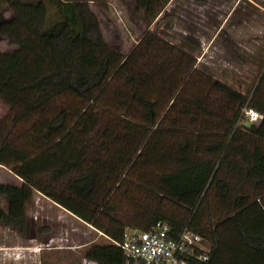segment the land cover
<instances>
[{
    "label": "trees",
    "instance_id": "obj_1",
    "mask_svg": "<svg viewBox=\"0 0 264 264\" xmlns=\"http://www.w3.org/2000/svg\"><path fill=\"white\" fill-rule=\"evenodd\" d=\"M91 1L0 0V12L3 4L13 10V17L1 25V34L17 46L0 52V99L13 109L11 126L0 134V153L11 145L21 154L22 160L12 170L23 180L21 185L0 183V196L9 201L8 208L0 204V223L25 235L26 207L34 193L40 192L106 233L110 241L94 244L86 253L98 264H125L117 242L123 240L126 229L150 230L159 222L169 225L172 236L190 226L208 239L213 249L208 264H262L264 153L247 172L248 180L255 182L252 197L241 182L236 188L220 175L248 105L247 96L214 81L237 107L231 117L221 119L223 132L211 133L203 127L190 128L202 112L215 115L198 97L185 100L179 115L170 116L182 80L174 86L168 100L171 104L162 114L159 99L149 92L157 78L132 71L125 77L132 88L127 91L129 97L122 95L117 100L120 112L111 113L115 121L99 133V99L135 59L110 47ZM136 1L151 24L171 0ZM51 6L56 7L54 19ZM147 43L151 44V38ZM67 94L83 105L76 103L74 110L63 107L51 116L43 113L21 136L24 143L14 142L13 128ZM256 124L245 122L244 126L259 135L262 128ZM131 171L136 174L134 180L128 176ZM211 184L231 213L206 227L202 211ZM125 203L139 210L137 215L121 216ZM102 216L108 219L107 225L100 222Z\"/></svg>",
    "mask_w": 264,
    "mask_h": 264
},
{
    "label": "rangeland",
    "instance_id": "obj_2",
    "mask_svg": "<svg viewBox=\"0 0 264 264\" xmlns=\"http://www.w3.org/2000/svg\"><path fill=\"white\" fill-rule=\"evenodd\" d=\"M91 7L99 17L104 38L110 47L125 56L132 54L135 59L99 99L100 110L96 112L100 122L96 131L102 132L110 121H115V115L121 110L117 108V100L122 99V95L127 99V91L132 89L125 81L126 74L135 71L157 78L156 91L152 86L149 92L159 99L162 114L168 109L174 86H180L177 84L182 80L183 88L170 116L179 115L177 111L185 100L198 97L215 115L202 112L198 123L190 128L203 127V131L221 133L225 129L221 119L231 117L237 103L214 86V81L220 80L247 96L248 105L262 116L256 124L262 128L259 135L249 131L244 122L239 124L220 173L236 188L241 182L243 190L252 197L256 191L255 182L248 180L245 174L264 153V0H171L151 24L145 10L137 8L136 0H93ZM165 14L168 16L157 24ZM50 16L51 19L56 18V7L51 6ZM12 17V8L3 4L0 28ZM149 38L151 44L148 45ZM16 48L0 31V52ZM140 53L145 55L140 57ZM178 57L182 59L180 65L177 64ZM163 69L166 72L160 71ZM76 103L80 107L83 105L71 94L56 99L33 119L13 128L11 138L21 146L24 143L21 136L43 113L51 116L66 106L74 110ZM12 115V107L0 99V134L11 126ZM21 160V154L11 145L0 153V183H23L12 170V166ZM151 169L157 171L158 167L152 166ZM128 176L133 180L136 178L132 171ZM213 184L208 188L202 211L206 227L231 213L223 207ZM126 203L119 214L123 217L137 215L139 210ZM0 204L4 208L9 207L4 196H0ZM164 206L168 208L169 203ZM26 213L28 227L25 235L0 223V264H98L87 258L88 249L94 244L110 241L100 228L40 192L34 193ZM100 222L107 225L109 221L102 216Z\"/></svg>",
    "mask_w": 264,
    "mask_h": 264
},
{
    "label": "built area",
    "instance_id": "obj_3",
    "mask_svg": "<svg viewBox=\"0 0 264 264\" xmlns=\"http://www.w3.org/2000/svg\"><path fill=\"white\" fill-rule=\"evenodd\" d=\"M260 112L247 105L240 123H258ZM167 223L159 222L150 230L128 228L117 244L123 250L125 264H208L212 244L201 234L186 226L178 235L170 234Z\"/></svg>",
    "mask_w": 264,
    "mask_h": 264
},
{
    "label": "crops",
    "instance_id": "obj_4",
    "mask_svg": "<svg viewBox=\"0 0 264 264\" xmlns=\"http://www.w3.org/2000/svg\"><path fill=\"white\" fill-rule=\"evenodd\" d=\"M244 155H245V154H244ZM245 159H246V158H245ZM248 170H249V169H248ZM247 172H248V171H246V174H245L246 177H247ZM221 220H223V219H221ZM221 220H220V221H221ZM220 221H217V223L220 222ZM237 249H238V248H236V250H237ZM243 256H244V255H240V254H239L237 257H240V259H241L242 261H246V260H247L246 256H244V257H243ZM246 262H248V261H246ZM246 262H245V263H246ZM260 262H261L262 264H264V259L261 260Z\"/></svg>",
    "mask_w": 264,
    "mask_h": 264
}]
</instances>
